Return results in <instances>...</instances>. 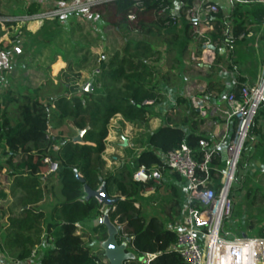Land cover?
<instances>
[{"label": "trees", "instance_id": "1", "mask_svg": "<svg viewBox=\"0 0 264 264\" xmlns=\"http://www.w3.org/2000/svg\"><path fill=\"white\" fill-rule=\"evenodd\" d=\"M65 1L51 0L48 6L42 7L37 1L31 0L18 8L17 12L9 15L0 12L2 30L9 34L17 26L16 33L8 35L11 44L2 45L0 41V52L11 45L14 49L19 46L12 41L19 44L22 41L23 49H19L14 58L26 62L32 54H40V48L37 50L32 44L45 47L56 39L60 48L67 46L66 52L70 51L74 56L65 61L70 72L77 75L89 65L98 69L88 78L83 74L80 80L82 83L90 80L91 90L84 89L82 83L76 84L74 81L67 82L65 92L53 96L38 95L40 86L32 87L29 92L7 89L0 94V195L4 196V189L12 195V200L1 214L5 221L0 233V257L6 264H17L16 260L21 264L34 246L45 241L49 245L42 247L39 264H101L99 254L93 253L88 247L90 237L85 228L89 220L101 214L102 203L94 196H86L83 185L96 189L102 183L107 192L111 187L115 192L113 202L105 210L107 220L116 227L114 237L123 241L124 250L134 255L124 258L127 260L125 264H143L141 256L144 253L154 254L149 264H186L172 247L175 230L170 227L173 223L170 219L168 224L164 223L162 218H165L166 213L164 216H145L140 206L134 203L145 187L151 186L152 190H156L154 181L159 180L155 176L158 171L167 172L175 180L182 179L165 164L162 158L165 151L184 142L195 160L202 158L198 141L209 138L196 128L204 118L199 116L198 109L191 107L186 122L188 131H185L179 122L168 115L171 109L165 110L162 122L145 135V146L132 160V168L123 167L119 172L102 168L100 155L109 128L108 121L115 113H119L127 122L143 126L147 122L149 107L145 101L158 104L162 100L163 94L157 89L158 78H164L166 73H159L157 65L161 56L159 45H164L168 51L176 48L178 54H183L188 43L192 42L188 51H192L195 56L200 55L202 48L209 42L230 46L240 41V37L237 38L240 34L247 33L250 28H259L264 18V4L224 0L226 12H223V5L219 2L216 12L206 16L210 28L197 34L192 33L191 23L184 17V11L192 6L193 0H179L177 13L170 9V0H138L139 6L134 9L133 20H128L126 14L132 10L135 0H108L91 7L92 24L85 20L86 15L80 11L62 16L21 18L53 9ZM96 8L102 12L104 10V14L95 11ZM67 16L68 20L63 23L61 19ZM97 18L100 19L99 23ZM37 33L41 35L40 40L26 45L27 37ZM98 45L108 47L100 48L96 65L90 60L94 49H99ZM220 57L221 54L215 49L213 60L206 65L207 69L211 71L212 65ZM175 58L179 59L178 56ZM53 60L54 57L50 55L48 62H42L48 67ZM2 70L5 69L0 68V72ZM236 80L232 91L235 94L242 84H251L244 82L245 78L239 75ZM201 81L196 78L194 84H201ZM203 86L204 91H211L216 84L207 80ZM222 89L220 85L216 91ZM230 123L229 144L233 142L237 121L230 119ZM70 129L72 134H68ZM78 130H82L80 139L73 140ZM263 140L264 93L240 145L228 189L231 203H235V196L243 188L244 168L254 159L252 147H260ZM211 154L207 184L217 189L222 177L221 169L226 163L219 147ZM44 157L56 165L55 178L61 195V199L49 208L46 217L35 206L46 183L41 185V174L46 170ZM139 165H143L149 173L144 182L131 177L132 171ZM153 168L157 169L156 174L151 172ZM73 169L82 181L75 177ZM170 192L168 211L178 215L180 206L173 185ZM151 193L153 191L146 196ZM235 206L238 207V202ZM233 213L234 209H231ZM76 223L80 226H76ZM105 228L104 223H98L89 230L96 233L98 238H104ZM263 228L264 223L254 232L264 235ZM42 231L44 238L40 236ZM120 231L124 234L121 238Z\"/></svg>", "mask_w": 264, "mask_h": 264}, {"label": "crops", "instance_id": "2", "mask_svg": "<svg viewBox=\"0 0 264 264\" xmlns=\"http://www.w3.org/2000/svg\"><path fill=\"white\" fill-rule=\"evenodd\" d=\"M34 1L40 3L42 7L48 6L51 3V0ZM68 1L70 2L72 0H67L64 3ZM27 2L28 1H16V7H22ZM219 2L221 3V5L224 6V0H219ZM179 6V0H170V9L173 13L178 12ZM91 13V8L87 11L82 12V14L86 16L90 15ZM263 19L264 18H262V21ZM261 23L258 29L250 28L247 33L243 35L240 34L239 36H237L238 39L240 37V41H238L237 43L228 46L224 43L209 42L204 48H202L200 55L195 56L192 53V55L194 56L193 58L198 61H196L197 68H190L192 69L191 71L194 74H191V76L193 77V82L192 86H190L187 92H178V88L173 87V84H171L169 80L165 79L166 76H170L169 74H165L166 76L164 78H159L157 89L163 94V98L158 104H152V102L147 103L149 104V107L147 114V122L145 123V125L136 126L124 120L119 113H115L108 121L109 128L107 131V135L104 138V149L100 155L103 170L119 172L120 169H122L123 167L131 169L132 160L134 159L138 151L145 146V135L149 133L152 129L156 128V126L160 122H162L165 110L171 109L168 115L172 116L177 122H179L181 127L185 131H188L186 122L189 117V110L191 109V107H195L199 110L200 117H203V115L206 114V117H203L206 119H204L201 125L196 128L197 130L199 129L203 131V133L208 136L209 140L215 143L219 139H221V137L226 138L225 141L222 140L219 143V150L222 159L225 160L229 144V134L231 132L230 120H226L225 115L223 113V111L227 108L226 96L229 92H232L234 90V87L237 83V75L245 78L244 82L248 81L250 83H254L257 81L258 77L264 70V64L262 63V40L260 35L262 26ZM200 24V28L203 27V31L210 28V24L208 23L201 22ZM10 48H12L13 50L14 47L11 45L8 48L3 49L2 52H0V68L2 69L8 67L7 62L9 58L8 53L11 51ZM215 49L219 54H221V57L217 63L212 65L213 69L210 71L207 69L206 65L211 63V61L213 60ZM207 51L210 52V54L207 53ZM95 56L96 55H92V59L90 61L94 62L97 65V58ZM56 64L58 65L57 61L53 60L49 63V68L53 69ZM201 65L203 66L200 67ZM60 66L62 65L59 64V66L55 67V73L53 72V75L51 76H53L54 78L57 72L59 76V81L63 82V87L60 88L62 89V93L66 91L64 89L65 86H67V82L65 83V80L69 79L70 77H73L75 80L81 83L80 80H82L83 74H85V76H91L93 72L92 70L96 67H92L90 65L86 66L83 70L81 69L77 75H75L70 72V68L65 67V71V69L63 68L65 65H63V67ZM39 68L41 67L39 66ZM44 68H46L48 71V67L45 66ZM170 69L174 70L172 68ZM4 72H6V69L2 73ZM25 77L26 75H24V78ZM196 78L201 79L202 83L194 84V80ZM179 79H184L183 73ZM207 80L212 81L216 84V86H214L211 91L203 90V85ZM220 85L223 86V89L217 92L216 89ZM38 86L25 84L23 88H18V90L13 91L19 92L25 90L29 92L32 87ZM169 86H172L171 89L167 88ZM7 89L12 90V88L10 87ZM40 90L41 87L37 89V94L40 96H50L51 94V92L49 91L42 94ZM53 91L55 92V94L60 93V91L55 90V88L53 89ZM262 142L263 144L260 147H252L251 151L254 155V159L249 161V164H247V168H244L245 176L246 172H248L249 169L251 171L250 173L253 174L256 171V168L261 169V167H264V140ZM0 162H2L1 156ZM156 170V168H153L151 172L153 171L155 173ZM167 174V172L160 173L158 171V175L155 176H157L159 180L155 179L154 181V183L157 184L156 190H152L151 186L145 187L143 192L141 193V196H138L136 202L134 203L135 206H140L143 214L145 213L143 205L148 206L146 216H148L149 214H157L159 216H162L161 214H163L164 216L165 212L159 213L154 208V204L157 200L167 201V199H169L172 185L176 188L178 194V201L181 213L185 200L184 180H175ZM55 176L56 170H54L53 172H49L45 175L46 183L43 190H41V198L35 203L37 209L43 212L44 217L47 216L49 208L61 199V195L58 189V182ZM150 191H153V193H151L152 195L146 196V194ZM2 193H4V196L0 195V233L2 231V225L5 221L4 216H1L2 210L12 200V195L7 189H4ZM107 194L111 197L114 196V189L112 187L109 188ZM106 207V205L101 204L102 212L100 215H98L100 216V220L96 221V218L98 217L96 216L95 218L89 220L86 223L87 228H85L86 233L90 237L88 247L91 251H93V253L99 254L102 262L101 264H110V259L113 257H119L122 261L126 257L134 256L131 251L124 250V243L122 241H118L115 239L114 233H112V229L113 227H115V225L114 223H111L107 220L105 214ZM180 213L178 215H175L167 212V216H164L165 218L162 219L163 221L167 219L168 222L170 219V222H173L170 227L175 229L180 224ZM234 213L233 216L235 219L236 216L240 217V219L243 221V224L245 223L246 227H248L249 230H251L252 232L255 231V225L258 224L256 223V221L245 217L243 213L240 212V210L239 212L234 211ZM98 223H104L106 225L104 238H98V235L96 233H93L89 230L90 227ZM43 232L44 231H42L40 234L41 238ZM242 234L244 233L242 232ZM44 245L46 246L49 244L48 242L43 241L39 245L34 246L30 252V255L32 256L29 255L27 258L23 259L21 261V264H39L38 259L41 255V249Z\"/></svg>", "mask_w": 264, "mask_h": 264}, {"label": "built area", "instance_id": "3", "mask_svg": "<svg viewBox=\"0 0 264 264\" xmlns=\"http://www.w3.org/2000/svg\"><path fill=\"white\" fill-rule=\"evenodd\" d=\"M108 0H72L53 9L34 13L21 18H39L45 16H62L72 12H84L91 7ZM238 3L262 2L264 0H229ZM219 0H193L192 6L184 11V17L191 23L192 33H199V24L206 21L209 13L217 10ZM139 6L135 0L133 8L126 14L128 20L134 19V9ZM6 19V17H4ZM173 20L175 17H171ZM8 19V18H7ZM262 63L264 64V19L261 23ZM210 54V52L207 51ZM207 54V55H209ZM97 68L92 73H97ZM264 93V70L257 81L250 85L242 84L237 94L229 92L226 96L227 108L223 111L226 120L235 119L237 128L236 140L228 144L229 159L226 174H222L217 189L208 186V163L211 152L219 147V141L212 142L199 139L198 145L202 150V158L195 160L190 148L181 142L176 148L162 153V158L168 168L176 171L184 180L185 200L180 213V224L175 228V241L172 247L179 253L186 264H264V235L248 236L244 234L226 237L228 232L223 225V218L231 215V200L228 196L229 183L244 138L247 125L253 115L255 107ZM146 100L145 103H150ZM235 141V142H234ZM231 150V151H230ZM235 151V154H233ZM46 170L41 174V185L45 182V175L53 172L56 165L48 157L43 158ZM149 176L143 165L132 171L133 180L144 182ZM80 226L79 223L75 224ZM264 233V228L262 230ZM44 234L42 235V237ZM124 234L120 231V238ZM32 256V255H30ZM153 253L141 256L143 264H149ZM127 260H122L125 264ZM16 263H19L17 260ZM0 264H6L0 257Z\"/></svg>", "mask_w": 264, "mask_h": 264}, {"label": "rangeland", "instance_id": "4", "mask_svg": "<svg viewBox=\"0 0 264 264\" xmlns=\"http://www.w3.org/2000/svg\"><path fill=\"white\" fill-rule=\"evenodd\" d=\"M16 1L23 2V1H29V0H0V12L5 14V15H9V14H11V12H17L18 11L17 9L21 8V7H16ZM222 8H223L222 11L226 12V8L224 6H222ZM95 11H99V12H101V14L102 13L104 14V10L102 12V10H100L99 8L98 9L96 8ZM68 16H70V15H68ZM68 16L65 17L64 19H61V21L63 23H66V21L69 18ZM100 19H101V17H100ZM100 19H98V23H99ZM85 20L89 24H92V22H93L91 15H87ZM200 25L201 24H199V28H200ZM16 27L17 26L13 27L11 29V31L9 32V34H7L5 30H2V28H0V41H2V45H5L7 43L11 44L10 43L11 41L8 40V35L13 36L16 33ZM202 29H203V27L200 28V32L203 31ZM132 33L133 32H129L128 34H132ZM40 37H41V35L38 33L31 35L30 38L27 37V42L25 40L26 45L30 44V42H32V41H37L38 39L40 40ZM12 43L14 45H19V46L15 47V49L13 48V50H12V48H10L11 51L8 53L9 58H8V62H7L8 67L5 68L6 72H4V73L0 72V94H2L4 91H6V89L9 87L12 88V90H18V88L19 89L23 88L25 86V84L33 85V86L40 85L41 93L44 94L45 92L49 91V92H51L50 96H53L55 94V92L53 91L54 88H55V90H59L60 93H62L61 92L62 89H60V88L63 87V85H62L63 82L59 81V76H58L57 72H56L54 78L51 75H53V72L55 71L56 66H59V64H60V65H62L60 67H63V65H65L63 67L65 69L66 59L74 57L70 51L66 52L67 46L64 48H60L56 44V39L52 40V43L48 44L45 47L31 43L32 45L35 46V48H37V50L40 48L41 53L37 54V55L32 54L31 56L27 57L26 62H23V61L15 60L14 56H15V53L17 51H19V49H20V51L23 49L21 45L24 44V42L21 41V44H19V42L14 43L12 41ZM191 44H192V42L188 43V47L186 48V51L183 54H178L176 48L172 49V51H168L164 45L158 46L159 50L161 51L160 60L157 63V65L159 66V71H160L159 73L165 72L166 75L169 74L170 76H166L165 79L169 80L170 83L173 84L172 85L173 87L178 88V90H177L178 92L181 91V92L185 93L189 90L190 86H192V82H193L192 78L193 77L191 76V74H194V73H192V71H191L192 69H190V68L195 69L197 67L196 61H198V60L193 58L194 56L192 55V51H190V52L188 51L189 49H191ZM98 46H100L99 49H97V50L94 49V51H93V55H96L95 57L97 59H98V53L100 51V48L102 47L103 49H107V47H108L106 45H104V46L98 45ZM187 51L189 53H187ZM50 55L52 57H54V60L57 61L58 65L56 64V66L53 67V69H52V68H49V66L51 64H53V63H51L48 66V71H47V69L44 68L45 63H43L42 60H44V62H48ZM177 56L179 58L178 60L175 58ZM39 66L41 68H39ZM170 68H172L174 70H171ZM83 69L84 68H82V70ZM65 71H66V69H65ZM182 73L184 74V79H179L180 76L182 75ZM92 74L94 75V73H92ZM24 75H26L25 78H24ZM86 77L88 78L90 76L86 75ZM74 81H76V84L82 83V81H81V83H79V81L75 80L73 77H70L69 79L65 80V83L66 82H72L73 83ZM161 82H162V80H161ZM84 83L86 84L87 82L84 81L82 84L85 85ZM172 86H169L167 88L171 89ZM56 94H58V93H56ZM204 116L206 117V114L203 115V117ZM204 119H206V118H204ZM72 133H73V131L71 130L68 134H72ZM236 136L237 135H235L233 137V140H236ZM221 139L223 141H225L226 138L221 137ZM226 155H227L225 158L226 165L224 168L221 169L223 175L226 174L228 165L230 163V159H229L230 155H229L228 150L226 152ZM246 168H247V165H246ZM250 172H251L250 169L248 170V172H246V176L243 180V188L235 196V199H234L235 203H231V209H234L235 212H239V210H240V212H242L245 217H247L248 219H253L254 221H256V223H258L255 225V230H256V228L263 225V223H264V214H263L264 213V211H263V209H264V205H263L264 204V167H261V169L256 168V171L253 174ZM247 191H248V193H246ZM251 197H252V200H251ZM237 202H238V207L235 206L237 204ZM154 205H155L154 208L159 213L165 212L166 216H167V212H169L168 211V209H169L168 201L157 200V201H155ZM232 205H233V208H232ZM147 208H148L147 205H143L145 216L147 215L146 214ZM171 212H173V211L171 210ZM234 214H231V215L223 218L224 227L227 228V226H228V229H229L228 232L224 234L226 237H232L233 235H240V234H242V232L248 236L258 235L257 232H252L251 230H249V228L246 227L245 223L243 224V221L240 219V217L236 216V219H235L233 216ZM164 223L168 224L167 219L164 220ZM44 237L45 236H43V238Z\"/></svg>", "mask_w": 264, "mask_h": 264}, {"label": "water", "instance_id": "5", "mask_svg": "<svg viewBox=\"0 0 264 264\" xmlns=\"http://www.w3.org/2000/svg\"><path fill=\"white\" fill-rule=\"evenodd\" d=\"M91 81H87V83L84 85V89L91 90ZM82 130H78L77 134L73 136V140H79ZM74 175L76 178H78L80 181H82V178L77 175L76 170L73 169ZM83 190L86 196H94L99 202H101L103 205L109 206L114 198L109 196L104 188V185L101 183L98 188L96 189H90L85 184L83 185ZM106 210V209H105ZM107 218V217H106ZM100 220V216L96 218V221ZM115 227L112 229V233H114ZM123 242V241H122ZM124 243V242H123ZM121 259L119 257H113L110 259V264H121Z\"/></svg>", "mask_w": 264, "mask_h": 264}, {"label": "bare ground", "instance_id": "6", "mask_svg": "<svg viewBox=\"0 0 264 264\" xmlns=\"http://www.w3.org/2000/svg\"><path fill=\"white\" fill-rule=\"evenodd\" d=\"M233 154H235V151H233Z\"/></svg>", "mask_w": 264, "mask_h": 264}, {"label": "clouds", "instance_id": "7", "mask_svg": "<svg viewBox=\"0 0 264 264\" xmlns=\"http://www.w3.org/2000/svg\"><path fill=\"white\" fill-rule=\"evenodd\" d=\"M18 264V263H17Z\"/></svg>", "mask_w": 264, "mask_h": 264}]
</instances>
